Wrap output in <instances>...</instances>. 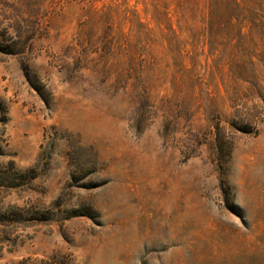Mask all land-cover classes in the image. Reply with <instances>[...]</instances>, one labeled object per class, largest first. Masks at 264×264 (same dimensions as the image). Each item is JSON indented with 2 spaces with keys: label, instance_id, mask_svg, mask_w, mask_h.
I'll return each mask as SVG.
<instances>
[{
  "label": "rangeland",
  "instance_id": "1",
  "mask_svg": "<svg viewBox=\"0 0 264 264\" xmlns=\"http://www.w3.org/2000/svg\"><path fill=\"white\" fill-rule=\"evenodd\" d=\"M0 43V264H264V0H0Z\"/></svg>",
  "mask_w": 264,
  "mask_h": 264
},
{
  "label": "trees",
  "instance_id": "2",
  "mask_svg": "<svg viewBox=\"0 0 264 264\" xmlns=\"http://www.w3.org/2000/svg\"><path fill=\"white\" fill-rule=\"evenodd\" d=\"M6 46L8 45H0V51L5 52L4 48H6ZM12 169L13 168L0 167V186H7L11 188L18 186L19 174L18 172L13 171Z\"/></svg>",
  "mask_w": 264,
  "mask_h": 264
}]
</instances>
